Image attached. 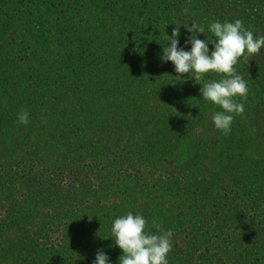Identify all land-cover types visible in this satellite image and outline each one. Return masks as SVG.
Wrapping results in <instances>:
<instances>
[{
    "label": "trees",
    "instance_id": "1",
    "mask_svg": "<svg viewBox=\"0 0 264 264\" xmlns=\"http://www.w3.org/2000/svg\"><path fill=\"white\" fill-rule=\"evenodd\" d=\"M236 19L264 36V0H0V264H119L128 212L172 230L168 264H264V47L234 66L249 91L228 135L197 97L222 77L161 60L181 23L211 42Z\"/></svg>",
    "mask_w": 264,
    "mask_h": 264
},
{
    "label": "clouds",
    "instance_id": "2",
    "mask_svg": "<svg viewBox=\"0 0 264 264\" xmlns=\"http://www.w3.org/2000/svg\"><path fill=\"white\" fill-rule=\"evenodd\" d=\"M188 11L186 6L183 13L187 15ZM181 24L191 34L185 41L186 45H191L190 51L178 47ZM181 24L173 29L171 37L166 35L170 46L163 47L161 60L174 65L178 78L190 73L196 82L201 81L208 73H216L222 77L204 83L200 92L204 101L221 109L212 114L211 120L215 129L228 135L234 115H242L245 111L244 104L237 102L236 97L246 101L249 91L247 81L237 74L234 66L241 57L249 63L248 57L259 54L264 47V36L255 37L253 31L244 28L240 19L223 23L217 20L208 29L214 39L211 42L202 41L197 38V34H203L204 27L195 22ZM209 43H214V50L210 54ZM28 116V111L22 109L17 115V122L27 125L30 123ZM146 225L147 221L142 215H134L132 212L113 221V240L123 253L119 257V264H168L167 256L172 249V230L150 234L146 231ZM93 264H109V257L103 250H98Z\"/></svg>",
    "mask_w": 264,
    "mask_h": 264
},
{
    "label": "rangeland",
    "instance_id": "3",
    "mask_svg": "<svg viewBox=\"0 0 264 264\" xmlns=\"http://www.w3.org/2000/svg\"><path fill=\"white\" fill-rule=\"evenodd\" d=\"M189 91V90H188ZM93 90H88L87 87L83 88L82 89V92L78 95L79 96H85V95H90L92 94ZM163 92V89H160V93ZM193 92H189V93H184L183 95H186V96H190L192 95ZM198 96H202L201 94H197V97ZM181 100H172L169 102V105H173V107L175 108V105H182L181 103H179ZM264 120V119H263ZM259 119L256 123V127H257V131H256V136H257V145H261V147L264 145V121ZM3 213V211H1Z\"/></svg>",
    "mask_w": 264,
    "mask_h": 264
}]
</instances>
